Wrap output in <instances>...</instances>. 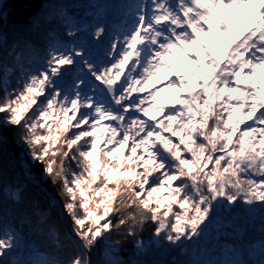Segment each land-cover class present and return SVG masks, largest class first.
I'll use <instances>...</instances> for the list:
<instances>
[{"label": "snow or ice", "instance_id": "1", "mask_svg": "<svg viewBox=\"0 0 264 264\" xmlns=\"http://www.w3.org/2000/svg\"><path fill=\"white\" fill-rule=\"evenodd\" d=\"M233 8L254 18L226 40L238 21L218 13ZM127 16L104 67L84 59L79 45L55 46L39 68L19 74L4 63L0 19V151L7 130L19 129L71 220L64 239L54 225L47 228L57 250L69 242L63 258L40 253V259L26 260L13 255L19 235L3 228L0 215V264H141L122 258L123 241H109L113 230L132 238L138 256L146 250L142 233L149 224L155 243L180 248L205 236L221 206L264 211V0H136ZM105 32L97 26L95 36ZM216 32L218 43L201 39ZM192 46L199 51L190 53ZM17 47L8 55L18 65ZM81 60L90 78L78 76L71 88L62 87L66 66ZM185 60L195 67L182 70ZM257 76L259 81L250 79ZM161 80L166 84L157 87ZM172 91L176 100L162 104V94ZM123 148L126 155H115ZM11 197L18 201L19 189ZM122 209L127 214L118 215ZM223 247L226 255L239 254L236 244ZM94 249L100 259L93 260ZM260 251L258 264H264V242Z\"/></svg>", "mask_w": 264, "mask_h": 264}, {"label": "trees", "instance_id": "2", "mask_svg": "<svg viewBox=\"0 0 264 264\" xmlns=\"http://www.w3.org/2000/svg\"><path fill=\"white\" fill-rule=\"evenodd\" d=\"M135 2L136 0H3V7L0 9L3 16L0 19L7 38L4 63L6 66H16L19 74L24 69L39 68L52 47L79 45L85 51L84 59L104 67L110 60L107 55L109 45L118 31L122 30L128 19L127 13ZM100 25L106 27V32L102 37H96L95 29ZM69 30L75 31L74 37L68 36ZM15 45H18L17 52L20 53L18 65L8 55L10 48ZM66 67L68 71L59 82L62 87L71 88L78 76L90 78L82 60L75 67ZM250 79L259 81L261 78L257 76ZM12 83L15 84L14 79ZM19 133L20 130L16 128L7 130L6 142L0 151L2 226L5 230L15 228L19 235V249L13 255L27 260L40 259V253L47 256L59 253L63 258V252L70 247L69 242L65 240L68 247L60 251L47 235L49 225L58 229L62 239L68 233L67 220H64L62 213L63 200L51 180L43 174V166L31 160L27 146L19 140ZM97 143L101 144L102 140L99 139ZM127 151V148L123 152L119 149L115 155H126ZM14 159L25 166L23 168L29 179L21 177L22 166L14 163ZM13 189L20 191L18 201L11 197ZM159 195H164V192ZM45 196H50L56 202L55 207L58 214H62L61 217L57 213H49ZM123 214H127L124 209L118 215ZM42 217L47 218L44 224L40 223ZM151 233L152 225L149 224L142 233L144 240L148 242L142 254L133 255V242L121 254L129 260H139L141 264H172L174 259H243L248 264H258L262 258L260 245L264 242V211L245 207L225 209L221 206L206 229L205 236L199 241L185 243L180 248L155 243L150 239ZM231 244L239 247L238 255L225 254L223 246ZM182 249L188 251V256L179 255Z\"/></svg>", "mask_w": 264, "mask_h": 264}, {"label": "rangeland", "instance_id": "3", "mask_svg": "<svg viewBox=\"0 0 264 264\" xmlns=\"http://www.w3.org/2000/svg\"><path fill=\"white\" fill-rule=\"evenodd\" d=\"M218 15H220V17L222 19H235L238 21V25L236 27L232 28L230 30V32L228 33V35L225 37L226 40H231L233 38V36L239 35L243 31V27H246L248 25V23L250 22V20L254 18V14L245 12L239 8L228 9L224 13H218ZM220 35L221 34L219 32H216L214 35L213 34H209L207 36L202 35L201 39L204 40L205 43H218ZM173 51H175V49ZM188 51L190 53H194L196 51H199V49L196 48L195 46H192V47L188 48ZM179 66L181 67L182 70H188L190 68L195 67L194 63H192L190 60L182 61ZM163 84H166V81L161 80V83L158 84L157 87H160ZM145 94L146 93H144V94H135L134 93L133 95H145ZM176 98H177V93L175 91L166 92V93L162 94V96L160 97V102L162 104L169 105L170 103L175 101ZM101 130H103V129H101ZM98 141H99V139H97V142ZM123 149H125V148H123ZM123 149H121V152H123ZM13 162L22 166V168L19 166V169L20 168L22 169V170H20L22 173L21 177H23L25 179H29V176L26 174V171L24 169L25 166H23L21 162L19 163L18 160L16 161L14 159ZM15 190H17V189H13V191H15ZM45 198H46L47 204L49 205V210H48V211H50L49 213L54 212V213L58 214V210H56V207H55V205H57L56 202L54 200H52V198L50 196H45ZM62 209H63V207H62ZM62 211H63L62 213H63L64 220H67V226H68L67 232L69 233L71 231V220H70L68 214L65 212V210L63 209ZM42 214H45V213H42ZM61 215L62 214H58V217H61ZM116 240H122L123 241V246H122L123 250L122 251H125V252L127 251V249H129L130 244L133 242L132 238L126 237V235L123 231L118 232V231L113 230L111 233V236L109 237V241L114 242ZM99 247L100 248L103 247V241L101 242V245ZM120 255L122 256V258L124 260H126V261L129 260L128 258H125V256H123L121 253H120ZM100 258H101L100 251H98V249H94L93 250V260H97Z\"/></svg>", "mask_w": 264, "mask_h": 264}, {"label": "water", "instance_id": "4", "mask_svg": "<svg viewBox=\"0 0 264 264\" xmlns=\"http://www.w3.org/2000/svg\"><path fill=\"white\" fill-rule=\"evenodd\" d=\"M96 83H99V82H96Z\"/></svg>", "mask_w": 264, "mask_h": 264}]
</instances>
